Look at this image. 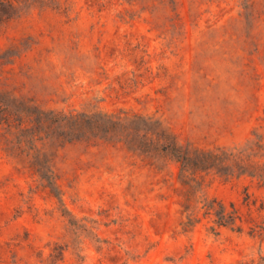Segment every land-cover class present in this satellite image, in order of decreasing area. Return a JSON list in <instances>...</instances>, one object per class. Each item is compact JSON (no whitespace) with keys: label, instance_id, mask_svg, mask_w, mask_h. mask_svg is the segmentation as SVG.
I'll list each match as a JSON object with an SVG mask.
<instances>
[{"label":"rangeland","instance_id":"rangeland-1","mask_svg":"<svg viewBox=\"0 0 264 264\" xmlns=\"http://www.w3.org/2000/svg\"><path fill=\"white\" fill-rule=\"evenodd\" d=\"M34 110L147 122L29 145ZM0 264H264V0H0Z\"/></svg>","mask_w":264,"mask_h":264},{"label":"trees","instance_id":"trees-1","mask_svg":"<svg viewBox=\"0 0 264 264\" xmlns=\"http://www.w3.org/2000/svg\"><path fill=\"white\" fill-rule=\"evenodd\" d=\"M32 126L22 130L20 134L24 142L31 145L33 142L48 138H64L66 141L81 140L85 137H119L124 138L137 134V130L132 128L136 122H145L142 117H137L134 121L126 122L120 117L103 113H71L65 114L54 111H31L27 115ZM147 122V121H146ZM159 140L152 146L141 143L140 150L150 151V147L156 153L171 155L181 164V172L188 173L194 168L206 164L216 166L223 162H230L236 158L232 152H197L187 147L177 145L170 140V136L161 131L158 127L155 129ZM139 134V133H138ZM32 148V147H31ZM41 171L48 170L45 163L40 165ZM207 209L213 211L220 226H232L237 217L235 212H229L223 205L219 204L216 208L214 204L208 205Z\"/></svg>","mask_w":264,"mask_h":264}]
</instances>
